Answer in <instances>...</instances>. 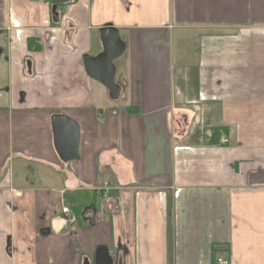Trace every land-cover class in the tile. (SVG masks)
<instances>
[{
  "label": "crops",
  "instance_id": "obj_1",
  "mask_svg": "<svg viewBox=\"0 0 264 264\" xmlns=\"http://www.w3.org/2000/svg\"><path fill=\"white\" fill-rule=\"evenodd\" d=\"M57 12L0 0V264H94L98 247L113 264H264V0ZM105 26L125 43L115 101L83 61ZM57 114L79 128L66 164Z\"/></svg>",
  "mask_w": 264,
  "mask_h": 264
},
{
  "label": "water",
  "instance_id": "obj_2",
  "mask_svg": "<svg viewBox=\"0 0 264 264\" xmlns=\"http://www.w3.org/2000/svg\"><path fill=\"white\" fill-rule=\"evenodd\" d=\"M51 4V17L54 23L58 22L59 7L74 3L76 0H43ZM102 51L91 57L83 56L87 74L102 84L108 91L109 99L118 100L120 87L115 82L116 61L125 51V43L120 39L118 31L111 26L99 29ZM51 130L54 149L58 159L66 164L77 157L79 144L78 125L64 115L57 114L51 117ZM94 264H113V260L105 247H98L94 254Z\"/></svg>",
  "mask_w": 264,
  "mask_h": 264
},
{
  "label": "built area",
  "instance_id": "obj_3",
  "mask_svg": "<svg viewBox=\"0 0 264 264\" xmlns=\"http://www.w3.org/2000/svg\"><path fill=\"white\" fill-rule=\"evenodd\" d=\"M222 142L223 143H226L227 141L224 139ZM109 200H110V198H107V197L104 198V203L101 206V210L104 211L106 208H108L107 205H108ZM61 213L63 215H67L68 214V211H67V209L63 208V209H61ZM216 263L217 264H229V262L227 260H224V259H221V258L220 259H217L216 260Z\"/></svg>",
  "mask_w": 264,
  "mask_h": 264
}]
</instances>
